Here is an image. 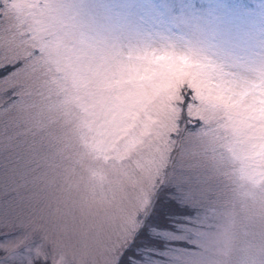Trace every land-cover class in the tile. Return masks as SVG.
Segmentation results:
<instances>
[{"label": "rangeland", "instance_id": "rangeland-1", "mask_svg": "<svg viewBox=\"0 0 264 264\" xmlns=\"http://www.w3.org/2000/svg\"><path fill=\"white\" fill-rule=\"evenodd\" d=\"M140 2L69 0L74 14L106 33L98 43L88 42V52L45 56L29 77L37 93L29 101V119L56 149L50 183L65 233L56 238L66 257L60 264H81L74 256L80 231L106 243L147 194L148 158L163 132L159 121L147 124L135 115L151 94L140 86L151 83L154 93L202 71L152 60L148 49L175 46L215 57L207 71L216 75L264 72V0H175L159 22L140 15ZM152 63L165 70L146 66ZM229 106L243 117L241 143L231 166L209 157L227 177L228 195L217 229L201 241L202 264H264V165L257 163L264 160V91L252 107Z\"/></svg>", "mask_w": 264, "mask_h": 264}, {"label": "snow or ice", "instance_id": "snow-or-ice-1", "mask_svg": "<svg viewBox=\"0 0 264 264\" xmlns=\"http://www.w3.org/2000/svg\"><path fill=\"white\" fill-rule=\"evenodd\" d=\"M173 7L175 0H141L139 13L159 22ZM0 9V264H60L65 254L56 238L65 233L50 183L56 149L29 119L37 94L29 77L45 56L88 52V42L98 43L106 32L74 14L69 0H0ZM211 45L228 56L220 44ZM148 51L152 60L202 71L154 93L151 83L140 86L151 94L135 115L147 124L159 121L163 132L148 158L150 185L131 220L106 243L84 230L77 234L74 256L81 264H202L201 241L217 229L228 195L227 177L209 157L231 166L243 117L229 105L252 107L264 91V72L216 75L207 71L215 57L175 46Z\"/></svg>", "mask_w": 264, "mask_h": 264}]
</instances>
